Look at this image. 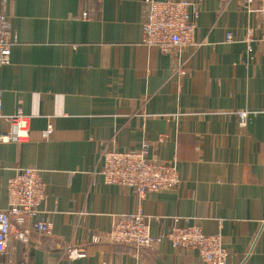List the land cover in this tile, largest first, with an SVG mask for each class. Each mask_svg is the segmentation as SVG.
Instances as JSON below:
<instances>
[{
	"label": "crops",
	"instance_id": "obj_1",
	"mask_svg": "<svg viewBox=\"0 0 264 264\" xmlns=\"http://www.w3.org/2000/svg\"><path fill=\"white\" fill-rule=\"evenodd\" d=\"M142 1L0 0L15 36L0 67L2 114L20 110L28 130L0 143V209L14 169H39L36 217L52 226L27 244L12 227L0 264H203L166 241L137 255L86 243L137 211L152 218V235L188 218L221 234L229 264H264V72L242 61V41L224 37L229 29L241 39L254 19L242 0H188L199 9L200 45L162 54L142 44ZM182 63L187 73L178 75ZM243 110L241 127L235 112ZM144 142L148 157L176 160L179 187L139 199L102 183L103 146L134 151ZM81 245L86 257H63L64 246Z\"/></svg>",
	"mask_w": 264,
	"mask_h": 264
},
{
	"label": "built area",
	"instance_id": "obj_2",
	"mask_svg": "<svg viewBox=\"0 0 264 264\" xmlns=\"http://www.w3.org/2000/svg\"><path fill=\"white\" fill-rule=\"evenodd\" d=\"M245 11L253 22L243 27L241 39L235 37L231 30L225 31L226 42H243V62H257L264 72V0H242ZM141 19L142 44L155 47L160 53L169 54L181 48L199 46L193 36L197 27L199 9L188 0H143ZM85 17V13H83ZM15 36L0 13V67L9 63L11 46ZM178 75L187 71L183 63L175 69ZM1 95V92H0ZM0 96V121L9 123L7 131L0 126V143L19 140L27 136L26 122L20 110L12 115H3ZM239 125H246L249 112L236 111ZM51 127L45 130L49 133ZM164 136L158 138L163 142ZM148 143L144 142L138 150H117L103 146L99 159V175L102 183L122 186L129 189L139 199L151 193L163 192L179 187L176 160H158L148 157ZM6 207L0 209V256L6 252V243L11 228L14 237L22 244H27L33 235L49 236L51 222L38 219V207L44 199L45 184L40 170L24 166L14 169L6 182ZM152 218L141 211L133 214H121L113 220L105 231L90 234L86 243L108 242L110 245H127L135 255L145 248L158 246L166 241L176 251L195 252L203 264H229L228 250L219 232L204 234L196 221L188 218H172V225L166 231L151 234ZM63 257L68 260L86 257V249L81 246H64Z\"/></svg>",
	"mask_w": 264,
	"mask_h": 264
}]
</instances>
